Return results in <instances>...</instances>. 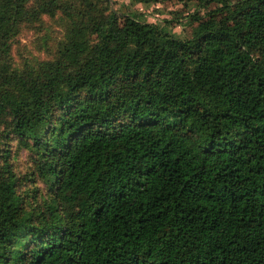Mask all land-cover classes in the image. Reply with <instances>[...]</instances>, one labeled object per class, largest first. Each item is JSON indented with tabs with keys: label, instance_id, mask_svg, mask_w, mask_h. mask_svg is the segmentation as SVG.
Returning <instances> with one entry per match:
<instances>
[{
	"label": "trees",
	"instance_id": "obj_1",
	"mask_svg": "<svg viewBox=\"0 0 264 264\" xmlns=\"http://www.w3.org/2000/svg\"><path fill=\"white\" fill-rule=\"evenodd\" d=\"M110 1L0 0V264H264V0H208L187 40ZM58 14L54 57L15 67Z\"/></svg>",
	"mask_w": 264,
	"mask_h": 264
},
{
	"label": "rangeland",
	"instance_id": "obj_2",
	"mask_svg": "<svg viewBox=\"0 0 264 264\" xmlns=\"http://www.w3.org/2000/svg\"><path fill=\"white\" fill-rule=\"evenodd\" d=\"M109 7L116 11L120 24L123 23V15L133 13L139 21L163 29L175 39L187 40L192 38L200 20L220 18L221 5L208 0H157L149 3L141 0H111ZM68 22L64 15L58 14L53 19L45 16L24 24L11 47L14 66L20 69L26 64L51 60L64 40ZM6 149L10 151L9 161L13 171L21 180V193L29 191L30 197L37 188L34 196L36 200L39 199L44 186L42 181L29 176L32 170L29 155L16 143H11ZM29 201L33 202L34 199Z\"/></svg>",
	"mask_w": 264,
	"mask_h": 264
},
{
	"label": "water",
	"instance_id": "obj_3",
	"mask_svg": "<svg viewBox=\"0 0 264 264\" xmlns=\"http://www.w3.org/2000/svg\"><path fill=\"white\" fill-rule=\"evenodd\" d=\"M111 10L114 12L113 8Z\"/></svg>",
	"mask_w": 264,
	"mask_h": 264
}]
</instances>
